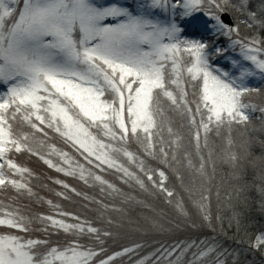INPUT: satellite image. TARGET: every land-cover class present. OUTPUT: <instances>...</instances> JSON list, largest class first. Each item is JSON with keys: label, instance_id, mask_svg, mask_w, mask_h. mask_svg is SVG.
I'll list each match as a JSON object with an SVG mask.
<instances>
[{"label": "snow or ice", "instance_id": "6c2138e0", "mask_svg": "<svg viewBox=\"0 0 264 264\" xmlns=\"http://www.w3.org/2000/svg\"><path fill=\"white\" fill-rule=\"evenodd\" d=\"M241 25L264 30V4L0 0V194L15 193L0 195V264H239L217 235L147 254L136 241L110 252L109 241L123 238L133 206L153 213L144 217L152 229L223 231L212 207L217 167L235 169L236 148L246 154L252 113L264 121V106L250 102L264 88L248 85L257 74L264 83V37L242 35ZM22 154L58 174L40 185L55 200L34 190L39 177ZM142 196L173 209L169 228ZM78 200L96 221L61 203ZM247 243L264 253V231Z\"/></svg>", "mask_w": 264, "mask_h": 264}, {"label": "trees", "instance_id": "16d2710c", "mask_svg": "<svg viewBox=\"0 0 264 264\" xmlns=\"http://www.w3.org/2000/svg\"><path fill=\"white\" fill-rule=\"evenodd\" d=\"M254 27V26H253ZM253 114V113H252ZM257 125L260 123L256 121ZM252 151L254 154L251 157H245L243 160L238 161V166L234 169L228 165L219 164L217 167L216 175L214 178V185L219 187L221 191V198L217 202L213 199V214L219 215L222 219L223 231L219 228L217 229V233H211L209 229H201V230H191L188 228L181 227L180 229H173L174 233H183L180 236H175V239L172 242H166L168 239L166 238V234L164 231L156 232L158 236L151 237L145 236L148 231L149 226L147 225L144 217H151L153 213L144 209L142 207L133 206L128 209V220L133 221V223L125 222L123 228L119 229L123 238L117 240L115 243L109 241V250L111 251H119L121 246H130L132 241L145 243L147 247L145 248L144 254H147L148 251L152 250V247L158 246V243H166L170 244L175 242L178 239H202L203 235H217L218 239L223 237V233L227 230H232L233 227L230 225L232 221H235L236 235L238 236V241L235 239L233 243L230 242L232 239L225 238V242H228L227 245L230 246V251L235 246L242 254L244 252L249 253L253 252V250L248 249V244L243 236L251 235L253 232H260L264 228V195L261 194V187H264V182H262V177H264V134L258 136L252 142ZM236 150V149H235ZM249 151H246V153ZM245 150L242 149L241 155L243 156ZM240 155V153H238ZM19 162L24 164L25 166L31 168L36 176L39 179H34L32 181L35 186L34 190L39 192L41 196H44L47 199H54L50 193L47 192L46 189L40 187L42 183H48L47 177H56L58 174L55 173L54 170L49 169L47 166L43 165L42 161H38L35 157H28L27 155H20L18 157ZM261 160V162H258ZM259 163H261L259 165ZM110 179H115L114 177H109ZM69 183L73 186L77 187L79 191L89 192L90 194L97 195L96 192H91L87 189L82 183L77 180L69 179ZM49 187H55L49 184ZM59 190V189H57ZM0 195H15V193H4ZM230 197V199H229ZM141 199H149V202L155 208V212L160 214L158 219L161 224L167 229L170 227L168 221H171L175 218V213L173 209L164 204L162 200L151 198L140 197ZM60 202V201H57ZM21 204H26L30 208L33 213H44L48 214L47 205L44 204H36L32 201L28 200L26 197H21ZM64 205L65 209L73 210L79 214H82V219H90L93 221L97 220V213L94 211H88L85 208L81 207L82 204L86 203L85 201H77L76 203H68L61 202ZM90 208H94L95 205H89ZM106 215L112 216L114 219L117 218L116 213L109 212ZM236 217L239 221V225L237 226L236 220L233 217ZM97 226H102L97 224ZM139 228V231L135 230ZM116 231V229H113ZM229 234H232L230 231ZM236 236V237H237ZM36 238V237H33ZM56 237H54L55 239ZM148 238V239H146ZM62 240L63 237H60ZM241 241H240V240ZM243 241V242H242ZM226 246L225 244H223ZM242 249V250H241ZM252 253V254H253ZM241 254L240 258H238L239 264H250L248 262H253L252 254L243 257ZM124 264H127V259L125 258Z\"/></svg>", "mask_w": 264, "mask_h": 264}, {"label": "rangeland", "instance_id": "374dc122", "mask_svg": "<svg viewBox=\"0 0 264 264\" xmlns=\"http://www.w3.org/2000/svg\"><path fill=\"white\" fill-rule=\"evenodd\" d=\"M128 2H131V0H128ZM249 3L251 4V6H252V8L254 10H257L261 6V4H264V0H249ZM241 34L244 35V36H251V35L254 34V35L258 36V37H264V30L260 29L258 26H255V25L252 28H247V27L241 25ZM220 42L222 44H225L226 40L222 39ZM237 53H238V50H237ZM220 66L221 67H230V62L228 60H221L220 61ZM248 85H249V87H253V88H264V83H262V80H261V77L259 76V74H257L255 77H250L249 80H248ZM4 90H5L4 86L2 84H0V92H3ZM250 102H252L254 104H257V105L264 106V96L253 95L252 97H250ZM251 115H252V124L249 127L247 135L242 138V139L247 141L246 148H247V151H249V153L248 152L246 154L243 153V156H242L241 155L242 149L236 148V151L238 153H240V155L242 156V159H240V160H243V158H245V157H251L254 154V152L252 151V147H253L252 146V142H254V139L256 137L261 136L262 134H264V121L261 120L260 113L258 111H256V112H254ZM256 121H258L260 123L257 125ZM233 136H234V139L237 140V142H239V140L241 139L240 137H238L236 135L235 132H234ZM213 139H215V138H213ZM215 143L217 145H219V144H221V141L220 140H215ZM258 162H261V160H259ZM261 163H263V162H261ZM261 163H259V165ZM233 224H235V221H232V223L230 224L233 227V229L225 231L222 234L223 237H220L218 239L220 243L226 245L224 247L227 248V249H230V246L227 245L228 242H225V238L232 239V241L230 242L231 244L233 243L234 239H235V241L236 240L238 241V236L235 233L236 229H235V226ZM148 228H149L148 231H153V232L152 233L151 232H147V234L145 236H151V237L158 236V233H156V232H160V230L152 229L151 227H148ZM230 231H232V234H229ZM261 231H264V228ZM260 232H258L257 235ZM164 233H168V234L165 235L166 236L165 239H168V241H166V242H172V240L175 239V236H178V235L180 236L181 234H183V233H180V232L179 233H174L173 230L172 231H164ZM255 235H256V233L253 232L251 235H247L246 234V236H243V237H244V239L246 240V243H247V240L249 239V237H252V236H255ZM205 236L206 235H203V236H201V238L203 239ZM146 239H148V238H146ZM232 247H234L232 249V251H234L235 253H238V258H240L242 253L235 246H232ZM248 249H251V248H248ZM251 250H253V249H251ZM253 251H254V253L253 252H249V253L244 252L242 255H243V257H246L247 255L253 253L252 257L250 258V259L253 260V262H251L249 260H248V262L250 264H264V253H262L260 251H255V250H253Z\"/></svg>", "mask_w": 264, "mask_h": 264}]
</instances>
